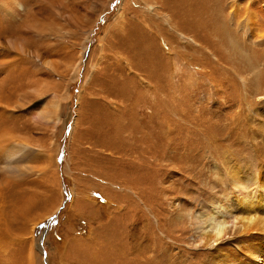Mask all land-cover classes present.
Instances as JSON below:
<instances>
[{"label": "rangeland", "instance_id": "obj_1", "mask_svg": "<svg viewBox=\"0 0 264 264\" xmlns=\"http://www.w3.org/2000/svg\"><path fill=\"white\" fill-rule=\"evenodd\" d=\"M0 100V264H214L195 217L264 169V0H0Z\"/></svg>", "mask_w": 264, "mask_h": 264}, {"label": "bare ground", "instance_id": "obj_2", "mask_svg": "<svg viewBox=\"0 0 264 264\" xmlns=\"http://www.w3.org/2000/svg\"><path fill=\"white\" fill-rule=\"evenodd\" d=\"M151 10L158 12L157 8ZM1 105L0 109L5 111V104ZM8 148L4 149L7 154L4 165L11 174H16L14 160L27 154L30 147L25 143H13ZM262 166L264 168V163ZM229 186V190L226 188L218 197H213L210 207L195 217L198 239L203 248L213 251L214 264H264V169L250 175L239 170ZM180 207L178 204L177 209ZM121 249L118 254L122 260L134 261L135 258H128Z\"/></svg>", "mask_w": 264, "mask_h": 264}]
</instances>
